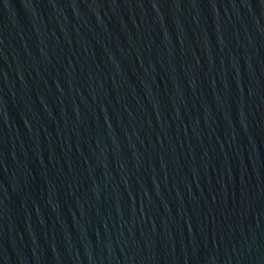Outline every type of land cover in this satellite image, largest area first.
<instances>
[{
  "label": "water",
  "instance_id": "95a60500",
  "mask_svg": "<svg viewBox=\"0 0 264 264\" xmlns=\"http://www.w3.org/2000/svg\"><path fill=\"white\" fill-rule=\"evenodd\" d=\"M0 264H264V0H0Z\"/></svg>",
  "mask_w": 264,
  "mask_h": 264
}]
</instances>
